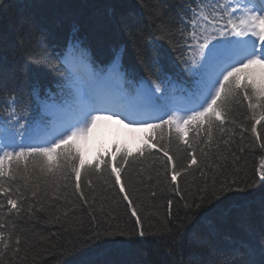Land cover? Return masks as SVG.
<instances>
[{
	"label": "snow or ice",
	"instance_id": "snow-or-ice-1",
	"mask_svg": "<svg viewBox=\"0 0 264 264\" xmlns=\"http://www.w3.org/2000/svg\"><path fill=\"white\" fill-rule=\"evenodd\" d=\"M146 4L147 0H142L141 8ZM8 7L7 0H0V13L6 12ZM143 15L122 17L117 24L135 36V29L144 22ZM148 15L159 16V12L152 6ZM177 16L181 25L176 29L180 40L170 42L179 53L183 71L190 77L183 89L186 93L183 106L171 103L175 89H170L166 80L149 78L137 89L141 103L128 110L127 123L120 119L119 112L102 114L104 109L97 105L110 102V97L123 92L127 83L122 50L114 49L103 67L95 65L75 26L59 58L61 68L56 69L63 72L56 82L59 92L51 88L44 90L43 112L60 122L59 130H47L51 121L41 120L34 126L17 88L0 78V264H13L17 260L23 264L26 259L21 252L26 251L27 241L8 221L37 211L29 200V193L32 200L38 197L41 179L57 191L60 181L66 182L65 187L74 186V192L84 205H88V198L83 186L92 187L90 177L95 175L105 184L118 186L136 227L126 231L117 225L114 230L106 229L104 235L127 237L128 243L143 245L146 237L155 234L145 231L128 187L131 173L137 166L141 172L145 171L143 166L153 158L154 150L162 154L159 159L165 168V178L171 169L170 183L179 194L177 178L194 166L220 171L221 163L208 161L213 148L219 161L227 159L220 149L221 145L225 146V151L230 149L231 137H224L231 131L226 124L237 123L233 118L235 106L247 102L253 121L251 130L260 140L256 125L264 121V0H183ZM158 28L171 36L165 20L161 19ZM14 71L24 75L32 68L21 64ZM30 95L40 97L39 81L32 83ZM153 112L162 115L153 117ZM101 120H115L132 133H142L137 137L136 152L117 146L110 156H98L94 164L86 163L76 142L84 140ZM239 127L247 131L243 125ZM173 143L177 148L183 145L186 152L187 163L179 170L171 154ZM260 147L264 149V143H260ZM229 154L235 165L240 157L235 152ZM151 168L152 165H148V169ZM257 171L260 181L264 182V157ZM220 174L225 176L222 181L218 182L215 176L211 183L205 180L192 201L184 204L188 212L202 209L211 212L216 206L213 201L223 203L222 198L228 193L242 190L237 187L236 179ZM204 175L201 172V176ZM125 176H129L128 183ZM171 207L169 200L168 216L163 220L158 240L173 249L200 250L201 258L192 264H264V229L261 230L258 262L251 259L254 249L246 243H240L233 253L224 255L214 244L218 235L215 227L197 233L194 217L188 212L184 218L173 217ZM39 210L43 211V205Z\"/></svg>",
	"mask_w": 264,
	"mask_h": 264
},
{
	"label": "trees",
	"instance_id": "trees-1",
	"mask_svg": "<svg viewBox=\"0 0 264 264\" xmlns=\"http://www.w3.org/2000/svg\"><path fill=\"white\" fill-rule=\"evenodd\" d=\"M141 2L7 0V11L0 13V78L17 88L28 106L27 115L34 126L49 116L43 112L44 90L51 88L59 92L56 82L62 78L63 72L56 69L61 68L59 58L74 26L95 65L103 67L111 59L114 49L122 50L127 80L125 88L128 91L149 78L168 80L170 85L175 81L186 84L190 77L183 71L179 53L170 42L180 40L176 31L181 27L177 13L183 0H147L144 8H141ZM152 6L158 10L159 16L148 15ZM138 13H144V22L132 36L117 21L122 17L135 18ZM161 19L168 23L171 36L159 30ZM21 64L31 66L32 71L24 75L14 71ZM35 81H39L41 87L39 98L30 95ZM250 117L247 102L234 107L233 118L237 123L226 124L231 131L224 137H231V146L228 151L224 145L220 149L227 159L219 161L213 148L208 161L221 163L220 171L194 166L177 178L179 194L170 183V168L165 178V168L159 159L161 153L154 150L153 158L143 166L145 171L141 172L140 167H136L131 173L128 192L141 215L145 231L155 234L146 237L143 245L130 244L127 237L104 235L106 229L114 230L117 225L126 231L136 227L135 218L131 217L118 186L105 184L95 175L90 177L92 187L83 186L88 198V205H84L74 192V186L65 187L66 182L60 181L57 191L43 179L39 180L38 197L32 200L29 193V200L37 211L8 221L9 226L14 225L27 241L24 244L26 251L21 252V256H26L23 264H192L201 258L200 250L173 249L158 240L163 220L168 216V201H172L173 217L184 218L188 212L184 204L192 201L205 180L211 183L215 176L218 182L222 181L225 176L221 172L230 180L236 179L237 187L242 190L228 193L226 198H222L223 203L213 201L216 206L211 212L207 209L193 210L188 215L194 217L197 233L208 230L210 226L215 227L218 235L214 244L222 254L229 255L240 243H246L254 249L251 259L258 262L261 230L264 229V182L260 181L257 170L261 157H264V149L260 147V143H264V121L256 125L260 136L258 141L251 130L253 121ZM111 129H99L98 144L90 160L85 157L83 144L76 142L86 163L94 164L98 156H110L117 146L136 152L138 143L134 148L129 147ZM230 152L240 157L235 165ZM171 154L178 170L187 163L183 145L177 148L173 143ZM148 165L152 168L148 169ZM201 172L205 175L201 176ZM124 179L128 183L129 176ZM19 183L23 184V181ZM41 205L43 211L39 210ZM13 264L21 262L17 260Z\"/></svg>",
	"mask_w": 264,
	"mask_h": 264
},
{
	"label": "rangeland",
	"instance_id": "rangeland-1",
	"mask_svg": "<svg viewBox=\"0 0 264 264\" xmlns=\"http://www.w3.org/2000/svg\"><path fill=\"white\" fill-rule=\"evenodd\" d=\"M181 104V103H179ZM100 107V105H98ZM96 114V113H94ZM104 114V113H102ZM158 115H162V113H156V116ZM127 115L125 117H121L120 119L124 120V123H127V119H126ZM69 118H71V115H69ZM143 118H148V117H143ZM61 124L60 122H58L55 126H54V131L55 130H59ZM102 127H106V128H112L111 130H113L115 132V134L122 139V141L127 144L129 147L134 148L137 143H138V139L137 137L140 136L139 133H132L130 132L127 128H125L123 126V124L120 123H116L115 120H101L98 121L96 124V127L94 129H92V131L88 134V136L82 140L79 141L80 143L83 144V149L85 150V157L87 159H91L93 156V152L95 150L96 145L98 144V136L97 133L99 131L100 128Z\"/></svg>",
	"mask_w": 264,
	"mask_h": 264
}]
</instances>
